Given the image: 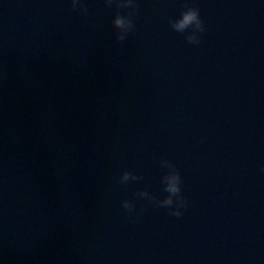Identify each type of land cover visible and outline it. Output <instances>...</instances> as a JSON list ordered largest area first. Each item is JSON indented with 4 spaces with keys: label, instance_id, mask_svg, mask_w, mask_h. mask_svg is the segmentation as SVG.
I'll return each instance as SVG.
<instances>
[{
    "label": "water",
    "instance_id": "water-1",
    "mask_svg": "<svg viewBox=\"0 0 264 264\" xmlns=\"http://www.w3.org/2000/svg\"><path fill=\"white\" fill-rule=\"evenodd\" d=\"M82 3L0 0V264H264V0Z\"/></svg>",
    "mask_w": 264,
    "mask_h": 264
},
{
    "label": "clouds",
    "instance_id": "clouds-1",
    "mask_svg": "<svg viewBox=\"0 0 264 264\" xmlns=\"http://www.w3.org/2000/svg\"><path fill=\"white\" fill-rule=\"evenodd\" d=\"M109 4H113L116 9V18L113 21V26L115 29L121 30L115 32V39L117 42H123L128 36L129 32L135 28V21L132 19L125 20L124 16L120 14V9H127L128 15L133 16L134 12L132 10L138 9V0H107ZM70 5L73 10H79L81 14H87V8L82 3V0H70ZM178 20L170 19L169 23L171 27L180 33H183L185 29L190 26H194L196 30L200 33L204 31V24L200 18L199 9L195 6L188 5L187 10H182ZM185 39L189 43H199L200 37H194L192 35L185 36ZM175 167V166H174ZM264 170V169H262ZM129 179H142L140 176L132 175L129 171L124 170L123 175L119 177V183L125 184ZM168 184L166 191L170 193L168 197L165 198L162 204L157 206L168 207L173 203L172 196H175L179 202V208L182 205H186V200L181 194V176L179 171L175 168V171L166 177ZM122 206L128 210L131 214L134 210V205L129 203V200L122 201ZM171 214L174 216H181L182 213L179 210H172Z\"/></svg>",
    "mask_w": 264,
    "mask_h": 264
}]
</instances>
